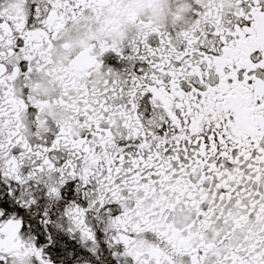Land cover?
<instances>
[{
    "label": "snow or ice",
    "instance_id": "1",
    "mask_svg": "<svg viewBox=\"0 0 264 264\" xmlns=\"http://www.w3.org/2000/svg\"><path fill=\"white\" fill-rule=\"evenodd\" d=\"M0 264H264V0H0Z\"/></svg>",
    "mask_w": 264,
    "mask_h": 264
}]
</instances>
